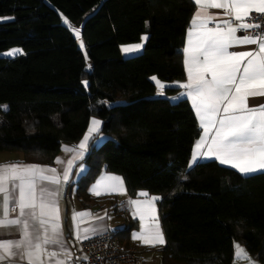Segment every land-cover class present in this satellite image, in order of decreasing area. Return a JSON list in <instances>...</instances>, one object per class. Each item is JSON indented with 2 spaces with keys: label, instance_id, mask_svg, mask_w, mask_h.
Listing matches in <instances>:
<instances>
[{
  "label": "trees",
  "instance_id": "16d2710c",
  "mask_svg": "<svg viewBox=\"0 0 264 264\" xmlns=\"http://www.w3.org/2000/svg\"><path fill=\"white\" fill-rule=\"evenodd\" d=\"M194 9L193 0H0V53L22 50L0 55V153L50 164L96 117L104 139L82 159L79 197L90 198L102 171L120 174L129 195L160 197L164 264H233L236 242L264 264V173L215 160L189 169L194 110L187 98H165L178 97V86L158 96L151 79L184 78ZM141 37V52H122Z\"/></svg>",
  "mask_w": 264,
  "mask_h": 264
},
{
  "label": "snow or ice",
  "instance_id": "6c2138e0",
  "mask_svg": "<svg viewBox=\"0 0 264 264\" xmlns=\"http://www.w3.org/2000/svg\"><path fill=\"white\" fill-rule=\"evenodd\" d=\"M193 3L198 6V10L190 21L188 40L183 49L188 80L186 83H178L185 91L179 93L178 97H165L171 100L186 97L190 100L203 128L188 168L191 169L201 158H214L241 175L264 173V105L249 107L247 104L248 97L264 96V31L253 32L251 30L259 29L262 25L244 22L251 18L253 12L264 15V0H193ZM201 6L224 9V15L230 18L221 22L223 27L218 24L215 28H209L207 24L212 17H202ZM233 21L240 23L233 26ZM64 23L68 24V21L65 20ZM68 26L72 27L70 24ZM242 29L249 30L248 34L238 36L237 32ZM72 31L79 38V29L72 28ZM141 39L143 41L146 37ZM233 45H256V48L250 51H229ZM141 47L142 44L122 46V51L130 53ZM18 54H22L21 49L0 53L9 56ZM151 79L157 86V95L162 96L169 86L155 76ZM83 83L87 87V81ZM100 124L99 120L91 121L88 132L77 146L80 152L74 159H83L88 142L99 133ZM73 163L74 160L68 161L69 167L63 172L65 184L70 180V166ZM79 171H83V165ZM45 172L53 174L45 175ZM55 173V169L36 164H0V227L20 226V239L0 241V264L17 256L27 264H44L42 256L54 258L58 255L55 251L49 252L45 247L47 245H59L67 254V249L63 248L62 225L55 200L59 191L46 186L61 184V178ZM105 180L112 183L102 185ZM121 184L122 180L118 176L101 175L89 191L100 196L107 194L98 190L102 186L116 190ZM159 199L160 197H152L151 201ZM10 202L13 205L12 211L17 208L19 210L15 218L8 217ZM128 203L137 204L138 201L130 200ZM86 215L91 213L74 212V227L76 217ZM140 218L141 232L133 233L132 239H139L142 244L152 247L163 245L165 240L154 210L153 226L147 233L143 224L144 217L141 215ZM96 219L102 220L104 217L97 216ZM97 231L92 227L74 234L78 240L88 239V233L95 234ZM235 248L236 259H249L238 244ZM54 264H65V261L55 260Z\"/></svg>",
  "mask_w": 264,
  "mask_h": 264
},
{
  "label": "crops",
  "instance_id": "0c3cea01",
  "mask_svg": "<svg viewBox=\"0 0 264 264\" xmlns=\"http://www.w3.org/2000/svg\"><path fill=\"white\" fill-rule=\"evenodd\" d=\"M197 10H198V6L195 4L193 15L197 12ZM200 11H201L202 17H208V16L212 17V19L209 20L207 24V27L209 28H215L217 27L218 24L223 27L224 25H222L221 22L225 19L230 18L224 15V9H221V8L201 6ZM192 17L190 21L192 20ZM235 25H236V22L233 21V26ZM188 28L186 30V33L184 36V43L182 46L183 67H184L183 49L185 48L187 44V40H188ZM237 35L242 36L238 33ZM143 42L144 40L143 41L141 40L139 44L143 45ZM127 45H134V44H124L122 46H127ZM255 48H256V45H233L229 48V51H250V50H254ZM208 78L211 79L210 76ZM187 80H188L187 72L185 71V67H184V78L176 82H173V83L167 82V85L178 86V83H186ZM183 91H185V89H182L179 87L178 93H181ZM188 101L192 106V102L190 100ZM247 104L249 107H257L259 105H264V96L248 97ZM193 110L196 115L198 127L200 130L199 135L196 139L197 141L200 138L201 134L203 133V128H201L200 126V121L197 117V114L194 108ZM93 119L101 121L100 119L96 117H92L81 139L75 144L69 145V151H66L64 149L65 151L63 153L64 156L62 155L58 156L59 154L58 153L54 161L50 164H41V163H35L31 161H25L22 159L20 152H1L0 153V164H5L9 162H18V163H23V164H36V165L46 166L49 169H55L56 170L55 174L61 178L60 185H46V186L52 190L59 191V195L55 197V200L58 204L60 223L62 225L63 248L67 249V254L62 251L59 245H47L45 247L47 248L49 252L55 251L58 253V255L54 258L44 255L42 256V260L44 261V264H54L55 260H64L65 264H70L73 258L83 259L84 255H82L79 252L81 250L82 242L86 239L78 240L74 233L77 231H81L85 228L95 227L96 229H98V231L95 234L88 233L89 238L94 235L104 233L108 230L110 231L115 230V229L119 230L118 234H119L120 239L122 237L123 240L122 239L121 240L124 241L127 245H132L136 248L137 250L136 254H137V259H138L137 264H164L162 261V258H163L162 252H163L164 247L166 246V237H165V233H164V230L161 224L158 203L156 201L155 202L151 201V198L153 196H151L148 193L147 195H138V194L136 196L129 195L123 176L120 174L112 173L108 171H102L91 182V184L88 187V194L90 195V198L86 196L85 197L78 196L79 193L77 190L78 189L77 184H78V181L81 175H83L86 171V164H84L82 160L74 159V158L77 157L78 153L80 152V149L77 146L80 144V141L83 139L85 134L88 132L89 125ZM101 124H100V128H101ZM103 139L104 138L100 133L96 134L93 137V139L88 142L87 152L90 150V147L92 144L97 146L103 141ZM196 141L194 142L192 146L191 153H190V159H191L192 152L195 147ZM66 145L68 146V144ZM57 158H59V160H57ZM70 160H74V163L70 166L71 167L70 180L69 182L65 184L63 182V172L65 168L69 167L68 161ZM209 160H215V159L214 158H201L197 161V163L202 162V161H209ZM215 161L219 163L218 160H215ZM81 165H83L82 172L79 171ZM223 166L231 168L228 165H223ZM52 174L53 173L51 172H45V175H52ZM101 175L118 176L121 178L122 184L116 190H112V189L102 186L98 190L103 191L107 194L96 196L90 193L89 189L93 184H95V182L97 181V179L101 177ZM109 183H112V182L105 180L102 182V185L109 184ZM140 193H146V192H140ZM130 200L138 201V203L130 204L128 203ZM0 201H2V196H0ZM12 207L13 205L10 202L9 213H8L9 218H15L18 216V213H19L18 208L16 209V211H12L11 210ZM153 210L155 212V215L158 216L159 218L160 229L162 230L163 237L165 240V243L163 245L157 244L155 247L142 244L139 239L137 240L132 239L133 233L141 232V223H142L141 218H140L141 215L144 217L143 224H144L145 233H147V230L153 226V221H152ZM85 211L90 212L91 215H86L84 217L77 216L75 220V227H74L73 213L74 212H77V213L85 212ZM37 213H39V209H37ZM0 215H2V211H0ZM97 216L104 217V219L97 220L96 219ZM45 218H48V217H45ZM130 223H133L134 226L131 228L130 232L128 233L129 236L126 238L124 234H121V231L126 230ZM18 239H20V226L13 225V226L0 227V241H3V240L15 241ZM237 244L240 246V248H242L246 252L244 246L236 242L234 244L233 264H260L256 259L251 257L247 252L246 253L249 259H243V258L236 259L235 245ZM2 264H27V262L22 261L17 256V257H10L6 259L5 261L2 262Z\"/></svg>",
  "mask_w": 264,
  "mask_h": 264
},
{
  "label": "built area",
  "instance_id": "2783aa9c",
  "mask_svg": "<svg viewBox=\"0 0 264 264\" xmlns=\"http://www.w3.org/2000/svg\"><path fill=\"white\" fill-rule=\"evenodd\" d=\"M244 22L262 25L259 29L251 30L253 32L264 31V15L253 12L251 18ZM248 31L242 29L237 33L245 35ZM118 233L116 229L108 230L84 240L79 252L84 255L83 259L73 258L70 264H137L136 248L122 241Z\"/></svg>",
  "mask_w": 264,
  "mask_h": 264
},
{
  "label": "rangeland",
  "instance_id": "374dc122",
  "mask_svg": "<svg viewBox=\"0 0 264 264\" xmlns=\"http://www.w3.org/2000/svg\"><path fill=\"white\" fill-rule=\"evenodd\" d=\"M65 20H66V19H65ZM75 28H76V26H75ZM73 33H74L75 37L77 38L76 33H75V32H73ZM77 40H78L79 45H82V46H83V41H82V38H81V36H80V33H79V38H77ZM140 42H141V41H140ZM142 48H143V45H142L141 49L138 50V51H134V52H130V53H125V52L123 51V53H124L125 55H128V56H129V55H134V54H137V53L141 52V51H142ZM98 143H99V142H98ZM64 149H65L66 151H69V144H68V146H67L66 144L63 145V147H62V149L60 150L58 156H60V155L64 156V155H63V153L65 152ZM84 164H85V163H84Z\"/></svg>",
  "mask_w": 264,
  "mask_h": 264
}]
</instances>
